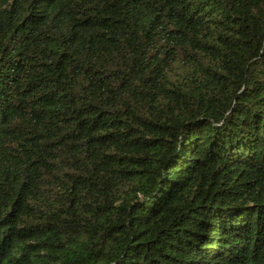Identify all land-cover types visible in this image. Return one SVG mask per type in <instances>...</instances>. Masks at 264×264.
Here are the masks:
<instances>
[{
    "label": "trees",
    "instance_id": "trees-1",
    "mask_svg": "<svg viewBox=\"0 0 264 264\" xmlns=\"http://www.w3.org/2000/svg\"><path fill=\"white\" fill-rule=\"evenodd\" d=\"M0 264H264V0H0Z\"/></svg>",
    "mask_w": 264,
    "mask_h": 264
}]
</instances>
